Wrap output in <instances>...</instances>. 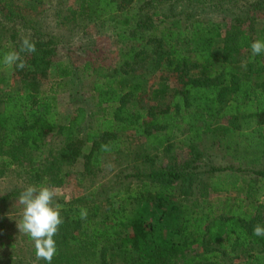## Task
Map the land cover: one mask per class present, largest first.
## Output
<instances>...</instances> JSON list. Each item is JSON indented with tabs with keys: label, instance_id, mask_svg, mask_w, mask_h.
<instances>
[{
	"label": "trees",
	"instance_id": "16d2710c",
	"mask_svg": "<svg viewBox=\"0 0 264 264\" xmlns=\"http://www.w3.org/2000/svg\"><path fill=\"white\" fill-rule=\"evenodd\" d=\"M45 1L0 0V60L22 36L36 46L23 70L0 63V176L21 168L27 185L61 189L79 163L83 178L106 156L122 168L56 198L51 264H264L253 235L264 227V54L250 48L264 39V0H60L55 12ZM205 8L234 11L220 23ZM46 18L111 34L114 58L58 59ZM78 74L92 103L63 116L58 96ZM213 149L223 161L208 166ZM23 190L0 196V216Z\"/></svg>",
	"mask_w": 264,
	"mask_h": 264
},
{
	"label": "rangeland",
	"instance_id": "374dc122",
	"mask_svg": "<svg viewBox=\"0 0 264 264\" xmlns=\"http://www.w3.org/2000/svg\"><path fill=\"white\" fill-rule=\"evenodd\" d=\"M23 1L19 3L23 6ZM70 1V0H69ZM60 0H46L43 9L55 12L56 7H59ZM68 3L63 2V8ZM234 10L229 8L226 11H215L212 8H205L201 11V15L207 19L223 23V20L228 22L231 18L230 14ZM64 12V10H63ZM51 18H46L42 23L43 31L56 35L60 39L57 45V58L66 62L70 60L82 62L89 55L96 59L98 57H113L117 47L113 42L111 34L97 30L95 27L87 26L82 32L75 29L71 32L70 25L58 27ZM55 21V20H54ZM90 36V37H89ZM78 80L70 79L69 87L67 86L61 94H59V112L64 116L75 111L78 107H86L92 103L89 96V82L86 77L78 74ZM164 100L159 102L147 101V105H163ZM52 146L58 145V140L53 138ZM140 147V145H136ZM217 163L223 161L221 153L216 152L214 155ZM71 174L66 179L64 186L58 189L57 197L64 198L66 201L72 197L84 196L96 186H106L113 181L116 175L122 168L118 167L116 156H106L102 162L100 171L91 176L82 177L81 164L71 168ZM21 168L11 167L2 176H0V196L15 188L24 189L27 183L21 178ZM18 198L12 199L8 205L2 208L3 216H0V264H32L33 257L31 254L34 248V243L30 238L19 232L16 223L21 217L22 208L18 204ZM5 214V215H4ZM114 264H120L115 261Z\"/></svg>",
	"mask_w": 264,
	"mask_h": 264
},
{
	"label": "clouds",
	"instance_id": "9594fccd",
	"mask_svg": "<svg viewBox=\"0 0 264 264\" xmlns=\"http://www.w3.org/2000/svg\"><path fill=\"white\" fill-rule=\"evenodd\" d=\"M251 53L264 54V39L254 40L250 44ZM36 52V46L30 36H22L19 51L12 50L4 53L0 63L7 69L15 66L19 70L26 67L21 53ZM241 67H246L242 62ZM106 149V146H103ZM58 189L47 184L28 185L20 192L18 204L21 206V217L16 223L20 233L29 236L34 243L35 257L37 261L43 260L51 264L57 253L54 237L58 234L59 226L64 222L61 216L62 205L56 202ZM80 218H87V209L80 208ZM253 235L264 236V227L254 226Z\"/></svg>",
	"mask_w": 264,
	"mask_h": 264
},
{
	"label": "crops",
	"instance_id": "0c3cea01",
	"mask_svg": "<svg viewBox=\"0 0 264 264\" xmlns=\"http://www.w3.org/2000/svg\"><path fill=\"white\" fill-rule=\"evenodd\" d=\"M216 150L213 149L212 150V153L210 154V158H209V163H207L208 166L212 165V166H217V160L215 159L214 155H215V152Z\"/></svg>",
	"mask_w": 264,
	"mask_h": 264
}]
</instances>
